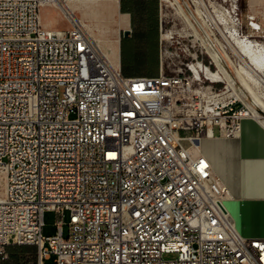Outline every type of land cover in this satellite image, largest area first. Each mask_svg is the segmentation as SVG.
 <instances>
[{"label":"built area","instance_id":"built-area-1","mask_svg":"<svg viewBox=\"0 0 264 264\" xmlns=\"http://www.w3.org/2000/svg\"><path fill=\"white\" fill-rule=\"evenodd\" d=\"M58 4L67 27L44 26L42 10ZM195 64L212 94L223 83L203 71L212 60L196 55L175 75L161 61L157 77L129 78L62 0H0L2 260L8 247L30 246L25 264L51 254L55 264H264V238L235 231L225 186L191 150L196 139L235 135L249 106L224 97L188 122L209 100L194 87ZM46 212L69 213L68 236L63 221L43 235Z\"/></svg>","mask_w":264,"mask_h":264},{"label":"bare ground","instance_id":"bare-ground-1","mask_svg":"<svg viewBox=\"0 0 264 264\" xmlns=\"http://www.w3.org/2000/svg\"><path fill=\"white\" fill-rule=\"evenodd\" d=\"M62 1L64 2L65 7L70 12V14L78 21V23L87 32V34L96 42L101 52L111 61L114 66L119 67L116 50L118 47V43L103 38L102 32L95 23L87 22V27H85V25L77 18V15H85L86 10L90 9L93 6H96L97 0ZM109 1L113 2L114 4H112V6L108 9V16L110 17L112 23H115V21L118 19V2L114 0ZM160 1L161 17L163 21L167 20L168 18H174L175 20L179 21V24L182 25L181 31L179 32H182V30L185 31L187 25L191 27L189 20L187 19L185 12L178 0ZM197 1L201 4L204 10V14L199 12L204 15V24L207 25V28L210 27L209 29L211 30L217 45L221 50L223 49L226 59L235 67L236 78L245 88L247 93H249V95L254 99L255 103L264 108V43H258L256 41H244L245 43H242V41L240 40L241 42H238L237 44V46L239 47L238 49L242 52L240 55L234 48V45H232L229 37L226 35V32L220 27V24L222 25V23L216 21L212 15V12H220V5H218V3L215 1H208V4L205 2V0H196V2ZM230 1L235 2V0ZM194 2L195 1H193V3ZM195 7L199 8V6L197 5ZM233 8H235L234 4ZM58 9L60 11H64V9L59 4ZM210 9L213 11L211 12ZM232 13L233 9L228 13L226 12L225 14L228 15V25L234 28V30H232L233 41H237V28L235 20L232 17ZM170 31L164 33L162 32L163 41H168L167 37L171 34ZM192 33L197 39V37L199 36L198 33L196 31H192ZM226 48H229V50L238 57L237 61L229 55V53L227 52L228 49ZM206 53L210 56L213 65H216L215 57L212 55V53L208 49ZM214 55L218 58L219 61H221L220 56L217 52H214ZM83 65H93V58H83ZM193 68L194 70H197V72L195 71V82H198V74L201 72L200 64H195ZM203 71L206 72L207 79L211 80L212 83H225L226 88L223 95H227L226 97L233 96L245 103L244 97L237 91L235 83L229 78V76L225 73V71L221 69L219 65L217 69L215 66V70L211 73L208 70L203 69ZM200 92H206L207 94H209V98L215 97L210 93L209 86L205 87L204 89H200ZM214 99L215 98H213V100ZM198 121H202V113L199 116H192V114L188 115V122ZM253 128H258L264 134V119H262L260 115L252 109L249 111V114H247V112L243 114L240 126L238 127L233 138H227L225 136H222L220 138L206 136L201 139H196L197 141H195L191 148L192 151L195 150L197 152H200L209 160L214 174L225 186L226 193L224 196L223 204L226 209V215L235 231L242 237L258 235L264 236V204L260 202L262 201L261 198L263 197L262 188H264V177H262L257 170L254 172L253 177L246 176V174L245 177L242 176V172L245 171L244 173H246V169L244 168L245 170H243L241 167L239 168L238 164L234 165V162L236 161L232 156V146L238 144L241 145L244 142V139L247 136H250V134L252 133L251 129ZM9 137H11V140H19V133H17V128H9ZM250 139L254 140L253 138H251V136ZM263 139L264 138H262V141ZM248 160L249 159H243L242 157V159H240L238 163H240V165L242 166L244 165V162L246 164ZM251 173H253V171H251ZM4 178L5 173L0 171V186L2 179L4 180ZM248 188L252 189L253 196L250 199H244L242 198L241 194H243L242 192L247 190ZM254 203L260 204V207H258L257 211L251 208V205ZM257 230L260 232H255Z\"/></svg>","mask_w":264,"mask_h":264},{"label":"rangeland","instance_id":"rangeland-1","mask_svg":"<svg viewBox=\"0 0 264 264\" xmlns=\"http://www.w3.org/2000/svg\"><path fill=\"white\" fill-rule=\"evenodd\" d=\"M193 1L196 2V0H178L191 25V27L187 25L185 31L182 30V32H179L181 31L182 25H180L179 21L175 20L174 18H168L165 21H163L162 19L163 33L171 30L170 31L171 34L167 37L168 39L167 42L163 41L162 38V49H161L160 60L163 62L164 73L168 75H175L179 73L180 68L183 67L184 64L189 63V61H191L193 57H195L196 55L199 57V61L203 60L206 63V65L209 66L211 62V58L206 53L207 49L211 53L212 51L217 52L220 56L221 61H219L218 58L212 53V55L215 57V64H216V65H212V69L215 70V66L217 69L219 65L231 80L233 78V80L235 81V87L237 91L244 97L245 103L249 106V108L246 111L247 114H249V111L253 109L257 114L260 115L262 119H264V108L260 107L257 103H255L254 99L249 95V93H247L245 88L241 86V84L238 82L235 74V67L232 65L231 62H229L226 59L223 49L221 50L217 45L214 36L211 30L209 29L210 27L207 28V25L204 24V15L201 14L204 12L203 7L198 1L196 2L197 4L195 2L193 3ZM208 1H215L218 3V5H220V12H212L213 10L211 9L210 11L212 12L214 19L222 23V25L220 24V27L226 32V35L229 37L232 45H234V48L236 49V51H238L240 55L242 52L238 49L239 48L237 46L238 42L242 41V43H245L247 41H256L258 43H264V0H257L253 8L249 7V0H235V2H232L230 0H226V1L205 0L207 4ZM112 4L114 3L109 0H97L96 6H93L90 9L86 10L85 15H80V14L77 15V18L85 25V27H87L86 26L87 22L95 23L96 26L102 32L103 38L116 42L117 39H119V35L121 37L123 36L122 30L124 29V27L119 25L118 19L115 21V23H112V21L110 20V17L108 16L109 15L108 9L112 6ZM233 4L235 5V8H233ZM196 5L199 6V8H196L195 7ZM232 9H233L232 17L235 20L236 28H237L236 34L238 35L237 36L238 38L235 36L237 41H233L232 30H234V28L228 25V18H227L228 15L225 14L226 12L228 13ZM250 17H256L257 26L259 27L253 29L250 26V19H249ZM42 21L44 26L49 28L67 27V23L64 21L63 15L58 9L44 8L42 10ZM192 31H196L198 33L199 36L197 37V39L193 35ZM172 35H175V37L172 38L171 37ZM226 49L229 50V48ZM228 50L227 52L229 53V55L234 60L237 61L238 57L233 52ZM202 81L203 82L200 83L195 82L194 87L196 89H200L201 87L199 85L201 84H203L204 86L203 88L212 85L209 81H206L205 78L203 77H202ZM212 91H213L212 94L215 97L209 98L208 100L209 102L207 103L206 102L200 103L197 106L198 110H194L192 108V111L193 112L195 111L194 114H192V116L195 115L199 116L202 113V111L210 112L211 107L213 108L216 107L218 105V102H221L222 104L225 100H227L224 99V97H226L227 95L222 94L225 91V84L220 83L213 85ZM213 98L215 99L213 100ZM221 104L219 103V106H221ZM182 134L185 133L182 132ZM233 137L234 135H232L230 138ZM4 188H5V178L4 180L2 179L1 182L0 198H2L4 195ZM251 190L249 188L248 193H250ZM258 207H260L259 203H254L251 205V208L255 211L258 210ZM69 218L70 215L68 212L65 213L64 217L58 216L55 212H46L44 216V227L42 230L43 235L44 236L56 235L58 232L57 223L59 221H63L65 223L64 235L68 236L67 224L69 222ZM55 261H56V256L51 254L48 258L44 260V264H55ZM28 262L30 263L34 262V258L30 256L26 258L23 263L25 264Z\"/></svg>","mask_w":264,"mask_h":264},{"label":"crops","instance_id":"crops-1","mask_svg":"<svg viewBox=\"0 0 264 264\" xmlns=\"http://www.w3.org/2000/svg\"><path fill=\"white\" fill-rule=\"evenodd\" d=\"M256 2L257 0H249V7L253 8ZM117 15L119 25L124 27L122 32L125 30L129 31L128 36H124L123 34L121 37L119 35V39L116 41L118 43L116 49L117 61L123 75L129 78L157 77L160 72L162 49L160 1L121 0L118 2ZM251 130L250 136L254 140L250 139V136H247L241 145L232 146V156L236 161L234 165L238 164L239 168L246 169V173H244L245 171L242 172V176L244 177L245 174L246 176L253 177L256 170L264 177V139L262 141L264 134L258 128ZM242 157L249 160L241 166L238 161ZM248 189L242 192V198L250 199L253 196V191L250 189L251 192L248 193ZM262 195V204H264V188H262ZM255 232L260 231L257 230ZM244 237L264 238L263 235ZM7 252L9 256L7 260H2L0 254V264H24V260L30 256L35 260L36 248L30 246H10Z\"/></svg>","mask_w":264,"mask_h":264},{"label":"water","instance_id":"water-1","mask_svg":"<svg viewBox=\"0 0 264 264\" xmlns=\"http://www.w3.org/2000/svg\"><path fill=\"white\" fill-rule=\"evenodd\" d=\"M123 34H124V36H128V35H129V31L125 30V31L123 32Z\"/></svg>","mask_w":264,"mask_h":264},{"label":"trees","instance_id":"trees-1","mask_svg":"<svg viewBox=\"0 0 264 264\" xmlns=\"http://www.w3.org/2000/svg\"><path fill=\"white\" fill-rule=\"evenodd\" d=\"M180 2V1H179ZM213 53V52H212ZM214 54V53H213ZM227 72V71H226ZM228 73V72H227ZM229 74V73H228ZM231 77V76H230ZM232 78V77H231ZM232 80H233V78H232ZM238 80V79H237ZM234 81V80H233ZM239 82V81H238ZM234 83H235V81H234ZM240 83V82H239ZM241 84V83H240ZM241 86H242V84H241Z\"/></svg>","mask_w":264,"mask_h":264}]
</instances>
